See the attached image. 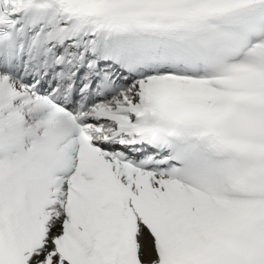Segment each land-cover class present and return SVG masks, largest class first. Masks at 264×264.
I'll list each match as a JSON object with an SVG mask.
<instances>
[{
    "label": "snow or ice",
    "instance_id": "1",
    "mask_svg": "<svg viewBox=\"0 0 264 264\" xmlns=\"http://www.w3.org/2000/svg\"><path fill=\"white\" fill-rule=\"evenodd\" d=\"M0 264H264V0H0Z\"/></svg>",
    "mask_w": 264,
    "mask_h": 264
}]
</instances>
